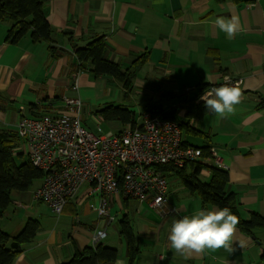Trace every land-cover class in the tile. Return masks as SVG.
I'll use <instances>...</instances> for the list:
<instances>
[{
  "label": "crops",
  "instance_id": "0c3cea01",
  "mask_svg": "<svg viewBox=\"0 0 264 264\" xmlns=\"http://www.w3.org/2000/svg\"><path fill=\"white\" fill-rule=\"evenodd\" d=\"M44 11L52 43L34 41L29 34L11 43L6 35L12 22L0 19V129L15 130L22 116L32 115L31 104L52 102L60 109L64 97L82 99L83 123L85 114L100 116L93 106L110 102L133 110L136 125L142 123L136 113L143 115L154 105L189 122L190 102L221 86L225 76L241 79L243 97L237 113L218 120L206 111L189 122L199 135L184 131L183 139L184 144L209 147L207 151L214 148L222 157L228 188L239 198L241 218L250 219L254 212L264 216V0H45ZM233 15L244 30L229 39L214 21ZM98 36L108 42V59L123 69L131 66L130 90L125 91L112 75L96 77L80 69L76 49ZM116 83L118 92L111 88ZM113 122L122 125L115 132L132 125ZM201 174L210 176L208 171ZM170 176L168 205L174 213L161 214L150 200L141 202L121 193L110 197L111 214L115 220L114 212L127 216L139 244L135 264H264V226L244 232L237 225L231 252L209 249L186 256L171 249L168 235L175 219L218 207L203 204L181 178ZM34 189L13 191L12 203L0 218V228L11 235L20 233L30 218L41 225L13 264L67 262L78 251L95 246L96 229L106 230L108 236L112 221L98 214L100 196L89 186L81 188L61 215L45 203L56 217L47 216L44 222L40 209L26 210ZM120 238L125 251L118 250L115 264L127 262L126 239L121 234Z\"/></svg>",
  "mask_w": 264,
  "mask_h": 264
},
{
  "label": "built area",
  "instance_id": "2783aa9c",
  "mask_svg": "<svg viewBox=\"0 0 264 264\" xmlns=\"http://www.w3.org/2000/svg\"><path fill=\"white\" fill-rule=\"evenodd\" d=\"M241 81L230 77L231 84L239 85ZM46 104L52 109L42 117H21L16 126L21 142L15 151L24 152L33 166L43 171L32 197L46 203L57 215L64 212L84 185L100 196L98 214L110 221L115 219L110 197L120 193L141 202L150 200L153 209L171 214L175 209L168 205L169 173L162 166L199 162L202 172L210 173L211 167L227 170L214 148L205 151L184 144L179 122L162 119L150 110L141 114V124L97 135L83 123L81 98L64 97L60 109L54 108L52 102ZM96 118L99 124L104 120L102 116ZM106 236V230H95V245Z\"/></svg>",
  "mask_w": 264,
  "mask_h": 264
},
{
  "label": "trees",
  "instance_id": "16d2710c",
  "mask_svg": "<svg viewBox=\"0 0 264 264\" xmlns=\"http://www.w3.org/2000/svg\"><path fill=\"white\" fill-rule=\"evenodd\" d=\"M44 1L0 0V19L12 22L6 35L9 42L18 43L28 34L34 41L53 42L52 27L44 11ZM215 1L222 3L227 1L239 2L240 0ZM107 47L108 42L101 36L95 37L86 45L78 47L76 54L80 69L87 70L96 77L104 74L112 75L121 83L125 91L130 90L133 87L131 66L123 69L117 62L108 59L105 56ZM49 49L53 50L54 46L50 44ZM51 109L52 106H48L46 102L31 104L32 115L28 112L30 116L25 114L24 117H42ZM149 110L162 119L178 121L183 131L188 134L196 133V135H199V133L194 131L195 129L190 126L189 122L197 116H203L207 111L204 102L197 103L195 100L190 102L186 113L187 120H189L187 122L186 120H180L175 112L165 110L161 106L154 105ZM96 113L110 122L120 121L122 124L136 122L135 112L122 104L106 103L98 108ZM20 142L21 139L16 129H0V218L5 215L6 210L12 203L13 191L28 192L32 190L33 187H37L44 175L43 171L33 166L24 152L15 151ZM199 148L201 147L199 146ZM208 148L202 147L205 151ZM162 169L167 171L168 175L173 173L181 178L187 189L196 194L203 204L218 208L225 206L230 208L232 213L238 217V225L244 232L251 231L253 227L264 226V216L257 212H254L250 219L241 218L238 213L239 198L237 192L228 188L230 178L227 170L211 167L209 178L204 180L201 178L203 165L199 162L186 163L180 167L167 164L162 166ZM169 169H173V172H168ZM71 201L68 202V206ZM120 223V234L126 239L127 243V262L124 264H135L140 253L139 244L134 239L127 216ZM40 228L39 220L31 218L17 235H11L8 231L0 228V264H13L22 252L23 245L34 238ZM118 258V249L101 241L95 246H88L78 251L69 261L60 264H115Z\"/></svg>",
  "mask_w": 264,
  "mask_h": 264
},
{
  "label": "clouds",
  "instance_id": "9594fccd",
  "mask_svg": "<svg viewBox=\"0 0 264 264\" xmlns=\"http://www.w3.org/2000/svg\"><path fill=\"white\" fill-rule=\"evenodd\" d=\"M214 23L229 39H234L244 30L235 15L217 17ZM224 80L223 85L205 90L198 98L218 120L234 116L243 97L239 85L231 84L230 77L225 76ZM238 223V217L227 206L197 210L172 222L169 247L186 256L209 249L216 251L223 248L231 252Z\"/></svg>",
  "mask_w": 264,
  "mask_h": 264
},
{
  "label": "rangeland",
  "instance_id": "374dc122",
  "mask_svg": "<svg viewBox=\"0 0 264 264\" xmlns=\"http://www.w3.org/2000/svg\"><path fill=\"white\" fill-rule=\"evenodd\" d=\"M111 88L114 90V92L120 91L119 85L117 83L115 85H111ZM98 108H99V105L93 106L92 109L94 110V114H96V110ZM92 114H93V112H92ZM92 114H87V115L85 114L84 115L85 119H86L84 121V125L87 126L88 129H90L93 133H95L97 135H106L109 132H115V131H118L119 129L122 128V125L118 122H110V121L101 120V122L99 124L97 121V118H96L98 116L94 115L92 117ZM136 116L139 119V121L142 122L143 118L141 117L140 112H137ZM188 138H190V137H188ZM168 178L171 179V176L168 175ZM201 178H203L204 180L206 179L202 174H201ZM35 187H33L32 190ZM32 198L28 202L30 207L26 210L40 209L42 215H40L39 219H41L42 222H44L48 218L47 216L56 217V216H54L55 215L54 213H53L54 215L51 213V211L49 210V207L45 203L40 202V201H36L35 199H32ZM114 213L116 215V220L112 222V227L108 232V236L104 237L102 240H103V243L111 245L113 247H116L119 250V252H123V251H125V247H124V244L122 243V240L120 238V227H121L120 221L124 218L123 217L124 213L119 214V215H117L116 212H114ZM135 214H136V212L131 215V221L132 222H134ZM53 221L56 222L57 219L54 218ZM61 221H63V220H61ZM46 226H49V225H46Z\"/></svg>",
  "mask_w": 264,
  "mask_h": 264
}]
</instances>
